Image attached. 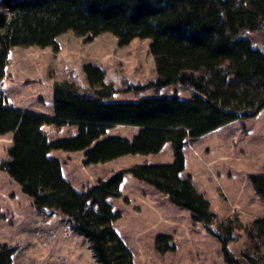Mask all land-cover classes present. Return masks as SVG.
<instances>
[{
    "label": "trees",
    "instance_id": "16d2710c",
    "mask_svg": "<svg viewBox=\"0 0 264 264\" xmlns=\"http://www.w3.org/2000/svg\"><path fill=\"white\" fill-rule=\"evenodd\" d=\"M67 31L86 42L110 33L120 46L150 38L156 77L135 88L153 93L111 100L112 85L89 65L84 66L86 87L69 81L54 84L52 117L6 105L0 91V136L12 134L0 171L20 185L37 213H60L85 238L97 264H134L113 228L120 214L108 202L120 195L122 173L78 191L49 153L84 152V164L92 165L130 154H156L170 143L171 164L137 165L127 172L188 210L221 244L225 264H264V217L245 223L235 216L220 220L191 180L181 177L187 139L264 108V0H0V82L11 48L57 49L56 38ZM251 33L262 35L263 49L254 46ZM66 124L75 126L77 135L50 140L45 128ZM115 126L139 131L131 142L106 137ZM250 182L264 199V175L251 176ZM240 239L243 249L236 256L228 245ZM169 241L158 237L163 253L174 251ZM13 253L0 245V264H13Z\"/></svg>",
    "mask_w": 264,
    "mask_h": 264
},
{
    "label": "rangeland",
    "instance_id": "374dc122",
    "mask_svg": "<svg viewBox=\"0 0 264 264\" xmlns=\"http://www.w3.org/2000/svg\"><path fill=\"white\" fill-rule=\"evenodd\" d=\"M254 46L263 49L260 33L249 34ZM150 38H134L120 46L117 38L102 33L92 41L67 31L56 38L57 49L13 47L9 50L0 82V91L18 110L41 115L54 113L53 86L69 81L86 87L84 66L98 68L104 81L112 85L111 100H133L152 94L137 86L155 80ZM50 140L77 135L75 126L46 127ZM138 128L115 126L106 137L131 142ZM12 134L0 136V160L8 159ZM183 153L185 170L195 189L210 203L220 220L235 216L245 223L264 217V199L250 182L254 175H264V108L255 116L237 119L197 139H187ZM61 163L62 175L76 190L96 186L122 173L120 195L108 197L120 218L113 228L130 249L134 264H225L221 244L191 213L172 204L168 196L153 186L134 178L127 169L137 165H169L174 160L170 143L156 154H130L105 163L85 165L84 152L54 150L49 153ZM170 238L174 251L162 252L158 237ZM162 243L161 245H164ZM0 245L14 250L13 264H97L85 238L68 226L60 213L46 216L35 211L32 200L19 184L0 171ZM243 240L228 245L238 256Z\"/></svg>",
    "mask_w": 264,
    "mask_h": 264
},
{
    "label": "crops",
    "instance_id": "0c3cea01",
    "mask_svg": "<svg viewBox=\"0 0 264 264\" xmlns=\"http://www.w3.org/2000/svg\"><path fill=\"white\" fill-rule=\"evenodd\" d=\"M46 116H48V117H52V115H46ZM11 138H12V136H11ZM184 170H185V167H184ZM184 170H183V171H184Z\"/></svg>",
    "mask_w": 264,
    "mask_h": 264
},
{
    "label": "bare ground",
    "instance_id": "6f19581e",
    "mask_svg": "<svg viewBox=\"0 0 264 264\" xmlns=\"http://www.w3.org/2000/svg\"><path fill=\"white\" fill-rule=\"evenodd\" d=\"M252 32V31H251ZM252 34V33H251ZM245 36V35H244ZM185 144V143H184Z\"/></svg>",
    "mask_w": 264,
    "mask_h": 264
}]
</instances>
